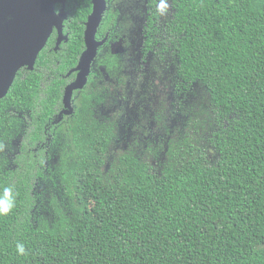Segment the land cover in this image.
<instances>
[{"label": "trees", "instance_id": "obj_1", "mask_svg": "<svg viewBox=\"0 0 264 264\" xmlns=\"http://www.w3.org/2000/svg\"><path fill=\"white\" fill-rule=\"evenodd\" d=\"M174 4V88L207 94L213 161L189 137L159 170L150 150L114 152L117 124L109 117L102 144L91 88L61 124L62 76L84 48L71 38L55 53L51 40L0 100V199L5 188L13 196L0 264H264V0ZM65 9L79 23L90 0ZM104 64L115 78L117 58ZM52 123L61 127L45 151L27 156Z\"/></svg>", "mask_w": 264, "mask_h": 264}, {"label": "rangeland", "instance_id": "obj_2", "mask_svg": "<svg viewBox=\"0 0 264 264\" xmlns=\"http://www.w3.org/2000/svg\"><path fill=\"white\" fill-rule=\"evenodd\" d=\"M135 51L125 57L127 71L108 79L107 115L118 125L117 132L123 127L122 139L113 151L150 150L149 164L159 170L170 150L182 146L183 139L189 137L199 138L196 145L204 149L208 162L213 161L207 133L201 130L207 126L208 114L214 116L207 94L195 86L190 93L177 95L174 61L161 66L154 58L139 65L140 55Z\"/></svg>", "mask_w": 264, "mask_h": 264}, {"label": "flooded vegetation", "instance_id": "obj_3", "mask_svg": "<svg viewBox=\"0 0 264 264\" xmlns=\"http://www.w3.org/2000/svg\"><path fill=\"white\" fill-rule=\"evenodd\" d=\"M162 2L166 4V9L163 12L159 10V5ZM61 8L62 5H56V11H59ZM74 12L76 13L75 9L73 13ZM92 12V0H90V12L86 20H82L79 23L71 21L70 12V15H68L67 20L64 22L62 30L63 35L68 37V41L62 42L58 51H55L59 39L57 29H54L52 36L48 40V43L51 40L54 41L55 53H59L63 46L71 41V38L76 39V41L78 39L81 43V47L84 48L76 65L62 76L65 82L63 97L67 87L77 80L79 72L74 70L78 67L80 58L86 50V23ZM176 12L174 0H106V10L96 35V40L98 42H103V45L100 47L98 56L92 64L91 73L88 77L86 86L82 90L74 91L72 95V107L74 111H76L80 106L79 100L83 97V93L88 91L89 88L94 91L96 97L94 101H92L94 104L93 111L96 119L101 122L100 128L98 129L101 130V132L96 134V137L97 139L100 137L102 138V144L107 143V124L109 117L111 118V116L107 115V106L109 102L107 84L110 83L108 79L111 77L104 63L108 58L113 59L116 57L118 72L125 73L128 69L124 62L125 57L129 55V51L137 49L135 54H138V57L140 55L139 59L141 62L139 60V65L148 64V61L156 58L159 65L168 66L169 62L174 61L171 57L170 50L174 49L173 43L177 41L175 31L170 28L175 19ZM81 14L82 12H80V15ZM74 17H76V14H74ZM68 22H71V25L68 26ZM79 39L82 40L83 43ZM101 99L103 101L99 102ZM64 108V101L62 98V108H60L55 115L59 121L61 119L63 120L65 116H68L65 114H63V118L60 116L64 112ZM25 118H27V116L24 117V119ZM24 123L27 124L25 120ZM53 124L54 123L43 133L41 140L35 144V147L27 148L26 146L27 156H29L30 152L33 157L37 158L42 151H45V143L50 142L54 134L53 130H58L61 127L60 124ZM61 124L67 126V120L64 118ZM117 129L118 125H116L117 139L115 143L120 142L123 136V127H119L120 130L118 132ZM23 141L24 139L22 138L17 145L23 147ZM24 151L23 149V151L20 152L23 154ZM55 159L57 160L58 157H55Z\"/></svg>", "mask_w": 264, "mask_h": 264}, {"label": "water", "instance_id": "obj_4", "mask_svg": "<svg viewBox=\"0 0 264 264\" xmlns=\"http://www.w3.org/2000/svg\"><path fill=\"white\" fill-rule=\"evenodd\" d=\"M68 0H0V100L12 88L15 78L23 68L34 70L41 52L47 46L54 29L59 39L55 51L62 42L68 41L63 35V25L68 18ZM93 12L86 23L85 42L78 67L75 83L67 87L64 96V113L72 115V95L82 90L88 81L91 67L103 42L96 40L98 28L106 10V0H92ZM62 5L56 11V5Z\"/></svg>", "mask_w": 264, "mask_h": 264}, {"label": "clouds", "instance_id": "obj_5", "mask_svg": "<svg viewBox=\"0 0 264 264\" xmlns=\"http://www.w3.org/2000/svg\"><path fill=\"white\" fill-rule=\"evenodd\" d=\"M166 9V4L161 3L159 5V10L163 12ZM13 207V196H12V189L5 188L4 189V197L0 199V215H7ZM17 251L19 254L24 255L25 249L23 245H17Z\"/></svg>", "mask_w": 264, "mask_h": 264}]
</instances>
